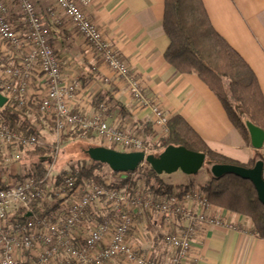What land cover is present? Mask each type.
<instances>
[{
	"label": "built area",
	"instance_id": "obj_1",
	"mask_svg": "<svg viewBox=\"0 0 264 264\" xmlns=\"http://www.w3.org/2000/svg\"><path fill=\"white\" fill-rule=\"evenodd\" d=\"M53 1L104 63L127 79L132 97L142 107L150 106L138 79L130 75L128 65L88 19L92 0ZM38 77L44 87L36 109L29 103L28 88ZM80 86L78 80L66 78L46 20L34 0H0V93L7 99L0 108V152L5 157L0 169V264H155L150 255H142L130 242L134 216L145 213H159L172 222L184 220L182 233L164 232L161 241L172 252L170 264H186L198 229L224 226L200 191L157 198L143 185L127 192L115 188L114 181L108 179L102 184L78 182V173L56 171L62 149L59 138L76 129L93 132L125 153L149 155L153 150L142 134H127L100 116L74 113L70 106ZM5 110L14 117H29L37 133L20 125L12 127ZM152 111L155 128L166 136L168 117L157 104ZM39 117L54 124L58 141L51 146L40 145ZM37 146L48 149L41 178L28 176L23 164L26 152ZM112 176L115 180L128 178L126 173ZM34 204L36 212L31 210ZM18 211L28 213V219L16 220Z\"/></svg>",
	"mask_w": 264,
	"mask_h": 264
},
{
	"label": "crops",
	"instance_id": "obj_2",
	"mask_svg": "<svg viewBox=\"0 0 264 264\" xmlns=\"http://www.w3.org/2000/svg\"><path fill=\"white\" fill-rule=\"evenodd\" d=\"M202 1L213 27L250 65L264 95V0ZM34 2L46 20L66 78L81 84L70 106L74 113L100 116L127 134H142L154 149L163 138L154 125L152 106L157 104L168 119L184 118L214 152L244 165L254 158L257 150L244 143L208 86L197 75L180 74L165 60L170 40L164 29V0H92L87 10L88 19L138 79L150 103L147 107L132 97L128 82L104 63L53 0ZM43 87L39 77L30 84L31 107L36 108ZM41 119L36 124L42 134L49 121ZM259 153L263 158L258 160L264 161V147ZM210 211L224 226L198 229L186 264H264V239L254 234L251 220L213 206ZM184 225L182 218L172 222L159 213L136 214L130 242L153 263L170 264L172 252L161 241L162 234L182 233Z\"/></svg>",
	"mask_w": 264,
	"mask_h": 264
},
{
	"label": "trees",
	"instance_id": "obj_3",
	"mask_svg": "<svg viewBox=\"0 0 264 264\" xmlns=\"http://www.w3.org/2000/svg\"><path fill=\"white\" fill-rule=\"evenodd\" d=\"M164 4V29L170 40L165 60L180 74L197 75L221 102L230 122L244 143L252 147L247 123L251 122L264 131V95L254 71L215 30L202 0H164ZM4 114L12 127L20 125L23 130L28 128L31 133H37L32 123L29 122V117H14L8 110H5ZM48 125L54 128L53 123L49 122ZM167 127V136L159 140L152 154L158 155L171 145L184 147L195 153H203L206 156L204 168L207 169L209 180L203 185H198V189L205 196L206 202L210 206L251 220L254 234L264 239V205L259 201L254 185L249 180L235 175L215 178L210 173V168L217 164L253 168L258 158H263L259 153L260 150H257L254 158L244 165L211 150L181 116L170 118ZM80 137L89 140L92 139V133H83L76 129L62 136L60 141L65 145L79 140ZM83 142L85 143H81L82 155L88 160L89 165L80 166L71 172L78 173V182L86 180L102 184L105 169L110 175H114L115 172L104 164L91 161L87 150L98 146ZM65 151L77 153L73 144ZM28 152H26L24 161L27 159L33 168L32 172H30L31 169L28 170V176L43 177L45 155L48 149L37 146L33 151ZM4 163L5 157L0 152V166L3 167ZM140 172H142L141 178L139 176L131 178ZM126 174H128L127 179L114 181L115 188L131 192L140 186L142 180H145L146 189L157 198L182 197L195 189L192 183L178 186L165 183L148 164H143L136 171ZM31 210L36 212L37 204H34ZM27 214L24 211H18L14 214V218L25 221L28 219Z\"/></svg>",
	"mask_w": 264,
	"mask_h": 264
},
{
	"label": "water",
	"instance_id": "obj_4",
	"mask_svg": "<svg viewBox=\"0 0 264 264\" xmlns=\"http://www.w3.org/2000/svg\"><path fill=\"white\" fill-rule=\"evenodd\" d=\"M6 102V97L0 93V108H3ZM247 127L252 147L261 150L264 147V131L251 122L247 123ZM87 155L91 161L104 164L115 173L134 172L141 165L148 164L160 176L179 171L186 175H196L206 163V156L203 153H195L184 147L172 145L163 149L158 155H146L141 152L125 153L107 147H91L87 150ZM210 173L215 178L235 175L249 180L257 191L259 201L264 205V161L262 159L258 160L253 168L229 164L213 165Z\"/></svg>",
	"mask_w": 264,
	"mask_h": 264
},
{
	"label": "rangeland",
	"instance_id": "obj_5",
	"mask_svg": "<svg viewBox=\"0 0 264 264\" xmlns=\"http://www.w3.org/2000/svg\"><path fill=\"white\" fill-rule=\"evenodd\" d=\"M130 75H132L131 72H130ZM132 76H134V75H132ZM123 79H125V78H123ZM125 80L127 81V79H125ZM41 121H44V120L41 119ZM45 123H46V121H45ZM48 126L49 125L46 126V124H45V129L42 132V134H40V138H39L40 145L51 146V145H53L54 143H56L58 141V135H57L55 129L51 128V127H48ZM161 134H162V132H161ZM167 134H165V135L167 136ZM64 135H67V134H64ZM162 137L164 138V135ZM60 138H59V140H60ZM83 141H86V139L84 137H80L79 140L72 141V142H70L68 144L66 143L65 145L61 143L62 144V149H61V152H60L58 164L56 165V171L57 172H63V171L64 172H71L73 169H77L80 166L89 165L88 160L86 158H84V156L82 155L83 147H82L81 143H85ZM86 142L90 143L91 145L98 146V147H107V148L122 152V150L116 149L115 146L110 141H106L104 138H101L99 136H96L95 139H90V141L87 140ZM146 142H147V140H146ZM103 143L106 144V146H104ZM71 144L74 145L75 152H77L78 154L77 153L76 154L69 153V152L65 151L67 149V147L70 146ZM29 151H33V149L29 150ZM152 151L154 152V149ZM152 151L149 154H152ZM23 164L26 167V173H28L29 169H31L30 172H32V170H33L32 166H31L32 164L30 165V162L27 161V159H26V161L23 162ZM1 168L2 167L0 166V169ZM22 173H24V172H22ZM104 173H105L104 179L115 181V177H113L112 175L108 174V170L107 169L104 170ZM138 176L141 178L142 177V172L138 173L137 175H135V176H133L131 178L133 179V178H136ZM162 179L164 180L165 183H167L169 185H174V186L187 185V184L192 183V184L195 185V189H192L189 192H195V191H199L198 185H203L209 180V175H208L207 169L203 168L196 175H186V174H183L182 172L179 171V172L171 174V175L164 174L162 176ZM139 185H144V187L146 188L145 180H142V182Z\"/></svg>",
	"mask_w": 264,
	"mask_h": 264
}]
</instances>
